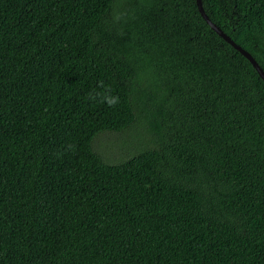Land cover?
<instances>
[{"label": "trees", "instance_id": "1", "mask_svg": "<svg viewBox=\"0 0 264 264\" xmlns=\"http://www.w3.org/2000/svg\"><path fill=\"white\" fill-rule=\"evenodd\" d=\"M201 3L264 70V0ZM0 264H264V81L196 0H0Z\"/></svg>", "mask_w": 264, "mask_h": 264}, {"label": "rangeland", "instance_id": "2", "mask_svg": "<svg viewBox=\"0 0 264 264\" xmlns=\"http://www.w3.org/2000/svg\"><path fill=\"white\" fill-rule=\"evenodd\" d=\"M152 138L146 125L136 122L121 131H103L96 134L91 145L106 162L116 163L150 146Z\"/></svg>", "mask_w": 264, "mask_h": 264}, {"label": "water", "instance_id": "3", "mask_svg": "<svg viewBox=\"0 0 264 264\" xmlns=\"http://www.w3.org/2000/svg\"><path fill=\"white\" fill-rule=\"evenodd\" d=\"M196 4L198 7V10L204 20L209 24V26L216 31L224 40H226L229 44H231L236 50H238L242 55H244L249 62L252 64L253 68L257 71L259 76L264 81V70L261 68V66L258 64L257 60L252 56V54L244 49L242 46L237 44L227 33H225L219 26H217L206 14L204 11V8L202 6L201 0H196Z\"/></svg>", "mask_w": 264, "mask_h": 264}, {"label": "clouds", "instance_id": "4", "mask_svg": "<svg viewBox=\"0 0 264 264\" xmlns=\"http://www.w3.org/2000/svg\"><path fill=\"white\" fill-rule=\"evenodd\" d=\"M90 98H91V93L89 94ZM118 97H111L110 99L107 100V103L109 104V106H114L116 103H118Z\"/></svg>", "mask_w": 264, "mask_h": 264}]
</instances>
